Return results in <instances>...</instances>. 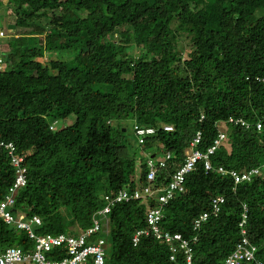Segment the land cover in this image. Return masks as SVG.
<instances>
[{
  "label": "trees",
  "instance_id": "16d2710c",
  "mask_svg": "<svg viewBox=\"0 0 264 264\" xmlns=\"http://www.w3.org/2000/svg\"><path fill=\"white\" fill-rule=\"evenodd\" d=\"M6 8L12 29L2 50L0 140L13 142L27 165L13 211L40 217L35 233L65 232V221L73 225L67 232L86 230L102 196L147 184L148 153H171L154 181L165 186L197 130L202 151L218 130L225 134L210 156L214 166L239 171L264 161V129L229 122L264 116V0H8ZM50 52L55 57L41 62ZM128 121L139 150L130 145ZM135 124L155 132L139 144ZM10 160L0 148V198L15 180ZM233 187L231 175L206 172L199 161L167 204L161 228L198 235L193 264H224L240 238L242 204L247 236L264 262V174ZM217 195L225 197L219 214L193 230ZM148 204L153 199L112 206L109 230L100 233L105 264H175L152 235L132 242ZM32 244L25 229L0 217V251Z\"/></svg>",
  "mask_w": 264,
  "mask_h": 264
},
{
  "label": "built area",
  "instance_id": "2783aa9c",
  "mask_svg": "<svg viewBox=\"0 0 264 264\" xmlns=\"http://www.w3.org/2000/svg\"><path fill=\"white\" fill-rule=\"evenodd\" d=\"M7 37V31L0 26V69L5 66L1 43ZM264 85V78L260 80ZM203 115H201V119ZM229 122L234 125L242 126L245 129L254 127L257 131L264 129V116L250 123L240 117H230ZM54 128V123H50V129ZM172 126L164 125L165 130H172ZM134 132L137 135L138 143H143L148 135L155 130L148 125H134ZM201 131L197 130L193 139L189 142V148L181 164L170 174V179L163 187H154L156 172L166 167L167 161L171 158V153L164 157L154 160L148 154L147 159V184L137 188L132 193L128 190H120L116 195L102 196L103 203L92 219L90 227L78 233L60 232L57 234L46 232L37 234L34 227L41 224L40 217L34 215L31 218H25V214L18 212L15 215L13 208L17 190L26 184L27 165H23V157L15 156V144L11 141L0 140V148L8 151L11 158V165L15 168V180L9 191L0 199V217L6 224H12L18 229H25L29 238L33 240L30 248L24 249L22 246H9L0 251V264H105L106 238L100 233H106L109 230L106 215L110 212L112 206L121 201L130 199H153L154 205L147 206L145 217V227L136 229L132 235V242L137 245L142 237L152 235L155 239L168 246L169 259L178 264L177 257L182 255L186 264H193V246L197 242L198 235L187 239L179 232H171L161 228V221L164 217L165 208L170 200L176 194L185 190L187 175L192 172L199 161H202L206 172H217L222 176L227 174L233 178V184L236 186L242 182H251L256 176L264 173V162L260 166L243 170H227L223 166H214L210 156L214 153L217 146L225 139V134L218 130L217 137L213 144L202 151L198 148L201 141ZM168 165V163H167ZM235 187H233L234 190ZM225 201L223 195H217L211 198L210 210L200 213L193 221V230L198 231L201 225L208 220L210 216H217L221 206ZM149 202V200H147ZM264 208V203L262 204ZM248 206L242 205L238 227L240 238L235 243L233 250L225 258L224 264H264L256 257L258 247L253 244L247 236L245 227L247 221Z\"/></svg>",
  "mask_w": 264,
  "mask_h": 264
},
{
  "label": "rangeland",
  "instance_id": "374dc122",
  "mask_svg": "<svg viewBox=\"0 0 264 264\" xmlns=\"http://www.w3.org/2000/svg\"><path fill=\"white\" fill-rule=\"evenodd\" d=\"M2 2H3V6L0 8V26H4L5 30L7 29V32H9L12 29L11 24L9 22H11L12 20H11L10 16L8 15L7 8H6V6L8 4V0H2ZM9 25H10V27H8ZM4 41H5V39L1 43V50H3V48H4ZM183 43H186V40H184ZM55 55L56 54L54 52L46 53V55L43 58H41L40 61L43 62L44 64H46L47 61H49V59H51V58H54ZM68 122H70V120L66 121L65 123H68ZM63 123L64 122L58 120L56 125L57 126H61ZM124 124L127 127V134H128L130 145L136 146L137 149L139 150V148H138V146L136 145V142H135V137L132 135V130H131L132 124H131V121L125 122ZM157 157L161 158L162 157V152L158 151L157 152ZM51 207H52V210L55 209L54 205H52ZM19 211L22 212V210H19ZM72 226L73 225H71L70 221H65V229H64V231L67 232L68 228H70V227L73 228ZM37 233L41 234L42 232L40 233L38 231ZM106 247H107V245H106Z\"/></svg>",
  "mask_w": 264,
  "mask_h": 264
},
{
  "label": "clouds",
  "instance_id": "9594fccd",
  "mask_svg": "<svg viewBox=\"0 0 264 264\" xmlns=\"http://www.w3.org/2000/svg\"><path fill=\"white\" fill-rule=\"evenodd\" d=\"M152 134H154V133H152ZM225 138H226V137H225ZM224 140H225V139H224ZM211 145H212V144H211ZM211 145H210V146H211ZM210 146H208V147H210ZM208 147H207V148H208ZM207 148H206V150H207ZM216 149H217V148H216ZM214 152H215V151H214ZM148 154H149L150 158H155V157H156V156H155V153H154V154H150V153H148ZM152 155H153V157H151ZM263 162H264V161H263ZM263 162H262V163H263ZM262 163L259 164L258 166L262 165ZM255 167H256V166H255ZM251 168H252V167H251ZM244 169H249V168H244ZM241 170H243V169H241ZM262 174H264V173H262ZM262 174H261V175H262ZM258 176H260V175H258ZM256 177H257V176H256ZM256 177H255V178H256ZM255 178H254V179H255ZM254 179H253V180H254ZM253 180H252V181H253ZM234 187H235V186H234ZM2 198H3V197H2ZM0 199H1V198H0ZM153 201H154V200H153ZM263 203H264V202H263ZM263 203H262V204H263ZM153 205H154V204H153ZM153 205H152V206H153ZM242 205H243V204H242ZM147 206H149V204H148ZM262 208H263V206H262ZM146 209H147V207H146ZM263 209H264V208H263ZM146 211H147V210H146ZM207 211H208V210H207ZM18 212H20V211H17V212H15L14 214H17ZM22 213H23V212H22ZM24 214H25V213H24Z\"/></svg>",
  "mask_w": 264,
  "mask_h": 264
},
{
  "label": "water",
  "instance_id": "95a60500",
  "mask_svg": "<svg viewBox=\"0 0 264 264\" xmlns=\"http://www.w3.org/2000/svg\"><path fill=\"white\" fill-rule=\"evenodd\" d=\"M151 157H153V155Z\"/></svg>",
  "mask_w": 264,
  "mask_h": 264
},
{
  "label": "crops",
  "instance_id": "0c3cea01",
  "mask_svg": "<svg viewBox=\"0 0 264 264\" xmlns=\"http://www.w3.org/2000/svg\"><path fill=\"white\" fill-rule=\"evenodd\" d=\"M4 27V26H3ZM5 28V27H4Z\"/></svg>",
  "mask_w": 264,
  "mask_h": 264
}]
</instances>
